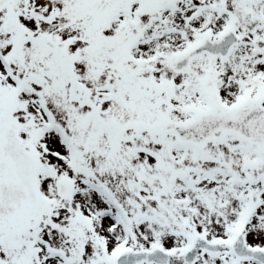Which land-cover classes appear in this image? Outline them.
<instances>
[{"label":"snow or ice","instance_id":"1","mask_svg":"<svg viewBox=\"0 0 264 264\" xmlns=\"http://www.w3.org/2000/svg\"><path fill=\"white\" fill-rule=\"evenodd\" d=\"M0 264H264V0H0Z\"/></svg>","mask_w":264,"mask_h":264}]
</instances>
